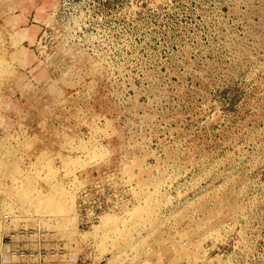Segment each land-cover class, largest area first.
<instances>
[{
  "label": "rangeland",
  "instance_id": "374dc122",
  "mask_svg": "<svg viewBox=\"0 0 264 264\" xmlns=\"http://www.w3.org/2000/svg\"><path fill=\"white\" fill-rule=\"evenodd\" d=\"M1 264H264V0H0Z\"/></svg>",
  "mask_w": 264,
  "mask_h": 264
},
{
  "label": "built area",
  "instance_id": "2783aa9c",
  "mask_svg": "<svg viewBox=\"0 0 264 264\" xmlns=\"http://www.w3.org/2000/svg\"><path fill=\"white\" fill-rule=\"evenodd\" d=\"M1 264V263H0Z\"/></svg>",
  "mask_w": 264,
  "mask_h": 264
}]
</instances>
